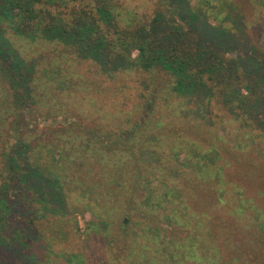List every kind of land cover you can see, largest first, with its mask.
Here are the masks:
<instances>
[{
	"label": "trees",
	"instance_id": "16d2710c",
	"mask_svg": "<svg viewBox=\"0 0 264 264\" xmlns=\"http://www.w3.org/2000/svg\"><path fill=\"white\" fill-rule=\"evenodd\" d=\"M216 1L218 26L203 25L185 0H175L185 31L160 10L145 27L130 25L114 0H0V219L26 213L14 234L32 227L31 235L44 230L55 238L64 216L80 233L77 190L103 210L93 211L101 222L83 217L84 235L92 255L99 239L111 253L118 249L108 264H124V255L126 264H237L208 213L225 202L217 193L195 207L187 202L190 189L177 183L176 162L189 169L200 157L193 162L192 143L170 132L173 113L213 125L199 98L215 99L245 131L260 121L253 107H264L257 85L264 83V49L260 58L246 56L230 21L220 26L225 13L240 16L252 0ZM21 40L37 54H27ZM244 136L245 147L255 141ZM202 158L198 172L210 177L215 155ZM224 178L219 173L220 183ZM258 239L264 236L250 233L237 243L254 254ZM45 241L44 255L55 256ZM91 252L61 251L58 258L88 264Z\"/></svg>",
	"mask_w": 264,
	"mask_h": 264
},
{
	"label": "rangeland",
	"instance_id": "374dc122",
	"mask_svg": "<svg viewBox=\"0 0 264 264\" xmlns=\"http://www.w3.org/2000/svg\"><path fill=\"white\" fill-rule=\"evenodd\" d=\"M185 1V5L191 11L197 12L196 15H199L200 23L218 26L216 8L220 4L219 2L216 0ZM234 1L237 2V0ZM114 2L123 6L126 11L123 14L124 19L126 18L130 25L131 23L134 25L141 24L145 27L156 11L160 10L173 15L169 19L183 27L185 31L190 30L187 25H184L185 22L180 20L179 11L174 7L177 5L175 0H114ZM249 2L251 6H244L245 12L239 13L240 16L235 12H231V14L225 13L220 21V26L222 22L230 21L227 27L233 34L234 31L236 32L239 40L238 48L244 51L246 56L256 52L257 57L260 58L261 50L264 49V7L253 0ZM121 22L122 19H120L119 23ZM124 22L120 26L128 29L129 26H126ZM239 25L244 26L243 32L239 30ZM137 28L139 26L134 27L132 30H137ZM190 35L193 36V32H190ZM193 38L197 39V36ZM17 44L22 46L27 54H37L35 45L28 44V42L22 40L17 42ZM46 47L48 48L47 44ZM230 54L237 58L235 52ZM260 77L264 79V72L260 74ZM136 79L141 80L140 76ZM257 85L258 88L262 89L259 95L264 99V83L258 82ZM168 94L169 92L165 91L161 95V102L164 106L166 105ZM259 95L256 98H259ZM199 100L204 103V107L210 109L213 125H207L200 120L185 119L176 113H173L172 117L169 118L175 124L174 128L170 129V132L176 134V137L192 143V147L188 145L194 150L190 153L192 161H195V157H200V162H196V165L189 169L176 162L177 170L174 173V177L177 179V183H180L181 189H190L189 192L185 193L189 194L187 202H192L193 207L200 202L207 203V196L217 197L216 193L221 196L225 204L220 207L215 206L213 210L207 211H209V214H215L217 231L222 237L221 240L225 246L228 245L224 249V253L227 256L239 258L236 262L237 264H264V239H258L259 242H252V247L255 248L254 254L251 253V249L237 243H242L250 233L264 236V131L255 129L259 127V123H262V129L264 130V107L261 109L253 107L254 114L260 118V121H254V128L250 131H245L233 117L229 116L218 105L215 99L199 98ZM170 102L174 106L177 104L181 105L178 98L172 97ZM245 132L249 135L248 138H255L254 142L249 141L247 147L244 144L246 142ZM177 144H180V142L178 141ZM199 152L215 155V164L211 166L213 170L210 173V177L208 174L209 170L204 175L200 171L198 172L206 162V159L202 158L205 154L198 155ZM219 167H224V170L218 171ZM219 173L225 175L224 184L217 179ZM250 179L253 180L251 181ZM209 180L211 181L209 182ZM219 191L221 192L219 193ZM74 193L75 198H79L77 209L82 216L86 220L101 222L100 219L93 215V211L103 212L101 206L98 203L80 199V194L77 190ZM238 196L240 198L239 201L234 202L232 199ZM240 200L244 201L240 203ZM25 214L18 216L3 215L0 219V239L4 241V243H0V264H66L67 257L65 255L62 258H58L61 251L69 253L91 252L94 243L84 235L85 224L83 217L78 216L81 229L78 234L74 233L72 223H67L65 216L62 219L61 233L55 238H51L52 233L50 231L44 230H39L36 234L31 235L32 227L29 228V231L26 229L24 232L14 234L13 229L22 226L20 222L25 219ZM231 214H233L232 217ZM28 232L30 235L28 234L27 236ZM231 232H234V237L232 238L229 235ZM22 233L26 234L25 238H23ZM91 233L93 235L106 236L102 234L103 232L91 231ZM227 236H229V240ZM47 239H50V244L48 245L53 244L50 249H53L52 254L57 257L44 255L45 250L43 248L47 245L45 241ZM29 242H32L33 246L29 247ZM97 244L98 249L93 250V255L91 252L89 258L92 261H88V264H108L111 256L117 253L118 249L113 250L115 253H111V247L105 239H99ZM238 245H240V249H238ZM230 247L237 248V253H234ZM126 258V255H124V264L128 262ZM80 260V264H87ZM74 261L77 262L76 257ZM115 263L118 264L119 261Z\"/></svg>",
	"mask_w": 264,
	"mask_h": 264
}]
</instances>
